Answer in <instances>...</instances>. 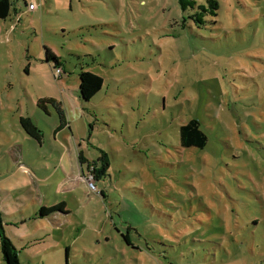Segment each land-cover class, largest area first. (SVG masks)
<instances>
[{
  "label": "rangeland",
  "instance_id": "rangeland-1",
  "mask_svg": "<svg viewBox=\"0 0 264 264\" xmlns=\"http://www.w3.org/2000/svg\"><path fill=\"white\" fill-rule=\"evenodd\" d=\"M215 1L198 27L176 0H10L0 212L21 264H264V0ZM81 71L103 79L88 102ZM192 119L201 149L180 147ZM59 203L69 214L39 218Z\"/></svg>",
  "mask_w": 264,
  "mask_h": 264
},
{
  "label": "trees",
  "instance_id": "trees-1",
  "mask_svg": "<svg viewBox=\"0 0 264 264\" xmlns=\"http://www.w3.org/2000/svg\"><path fill=\"white\" fill-rule=\"evenodd\" d=\"M180 10L188 13V20L194 25L202 27L207 23V18H214L218 14L219 5L215 0H206L205 4L200 0H176ZM31 4V3H30ZM12 4L10 0H0V20H6L10 15ZM45 51V62L52 64L54 74L59 71L61 76L62 62L59 57H56L49 49L44 47ZM103 79L96 74L81 71L78 74V96L81 101L88 102L94 98L102 89ZM46 104H50L54 110L58 113V116L63 120L62 113L59 107V103L52 99H41L37 102V108L47 113ZM19 125L28 137L40 141L41 133L33 124L29 117H21L19 119ZM63 125V124H62ZM59 126V129L63 127ZM179 142L180 147L183 149L203 148L207 143V136L201 130L200 124L197 120H190L187 124L179 128ZM98 162L100 163L99 168L96 167L95 163L89 165L88 173L83 179H87L89 176L96 179L98 176H105L108 169V160L105 154L99 157ZM93 174V175H92ZM69 214L65 211L64 203H59L50 208L42 207L39 210V218H45L52 215L53 213ZM2 213L0 212V251L5 264H21L19 260V253L12 241L5 235L2 225ZM68 248H65L66 257L68 255Z\"/></svg>",
  "mask_w": 264,
  "mask_h": 264
},
{
  "label": "built area",
  "instance_id": "built-area-1",
  "mask_svg": "<svg viewBox=\"0 0 264 264\" xmlns=\"http://www.w3.org/2000/svg\"><path fill=\"white\" fill-rule=\"evenodd\" d=\"M35 9H36V6L34 5V3H31V4L28 5V10L29 11H33ZM56 76H59V71H56ZM90 180L92 181V177L89 176L86 179V181H88V184H89V189L90 190H94V186H93V183H92L93 181L91 182Z\"/></svg>",
  "mask_w": 264,
  "mask_h": 264
},
{
  "label": "crops",
  "instance_id": "crops-1",
  "mask_svg": "<svg viewBox=\"0 0 264 264\" xmlns=\"http://www.w3.org/2000/svg\"><path fill=\"white\" fill-rule=\"evenodd\" d=\"M31 12H35V10L31 11ZM14 14H17V12L15 11Z\"/></svg>",
  "mask_w": 264,
  "mask_h": 264
}]
</instances>
